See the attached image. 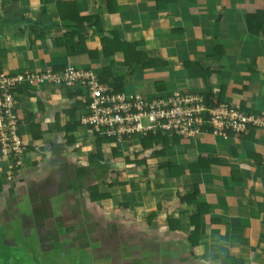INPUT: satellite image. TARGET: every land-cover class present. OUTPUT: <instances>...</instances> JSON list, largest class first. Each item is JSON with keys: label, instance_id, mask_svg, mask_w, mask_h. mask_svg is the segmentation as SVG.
Instances as JSON below:
<instances>
[{"label": "crops", "instance_id": "1", "mask_svg": "<svg viewBox=\"0 0 264 264\" xmlns=\"http://www.w3.org/2000/svg\"><path fill=\"white\" fill-rule=\"evenodd\" d=\"M107 1L0 0V73L109 66L124 77L126 95L209 89L221 103L264 118V36L247 25L264 0H110V8ZM60 9L97 17L98 27L81 25L73 40L81 35L98 55L66 52L57 39L70 28ZM112 32L141 43L153 65L128 72L120 51L105 56L101 38ZM77 97L55 85L19 91L25 150L9 179L8 162H0V264L33 256L37 264H264L263 129L226 136L202 130L178 137L174 147L169 140L163 155L156 152L161 143L142 148L137 153L147 155L127 162L148 165L135 183L137 172L109 174L126 164L112 161L114 141L102 143V159L91 161L95 135L86 126L67 132L72 142L58 129ZM167 161L175 174L158 166ZM94 186L103 198L91 196ZM194 187L188 201L183 195ZM194 215L202 229L196 243Z\"/></svg>", "mask_w": 264, "mask_h": 264}, {"label": "built area", "instance_id": "2", "mask_svg": "<svg viewBox=\"0 0 264 264\" xmlns=\"http://www.w3.org/2000/svg\"><path fill=\"white\" fill-rule=\"evenodd\" d=\"M44 85L70 91L80 89L77 97L82 103L80 123L91 134L113 138L114 142L143 136L148 131L177 136L186 132L191 136L211 128L214 134L226 136L247 132L253 124L264 127L260 117L246 114L238 106L227 103L206 106L199 93L172 92L144 97L114 92L100 83L97 73L89 68L67 66L60 71L0 73V162H8L4 170L8 178L12 168L20 164L25 150L19 135V91Z\"/></svg>", "mask_w": 264, "mask_h": 264}, {"label": "trees", "instance_id": "3", "mask_svg": "<svg viewBox=\"0 0 264 264\" xmlns=\"http://www.w3.org/2000/svg\"><path fill=\"white\" fill-rule=\"evenodd\" d=\"M74 1H65L64 4H66L68 7L73 8V3ZM109 3V8H110V0L107 1ZM66 6V7H67ZM60 18L61 22L65 26H69L70 31H67L62 35L61 38L57 39L58 42L62 45H64L66 52L68 54H81V53H87L90 57L98 55V52L95 50H90L88 49L85 44L82 36L74 42L73 38L74 35H78V27H81V25L85 28L89 27V25H92L93 28L95 29L98 27V20L97 17L93 15L89 16H77L76 18H73L72 16L70 17V14H66L64 11H61L60 9ZM96 21H95V20ZM247 25H248V30L251 32V34L258 35L260 32L264 36V7L262 9H258L257 11L248 14L247 15ZM112 38H107L105 36H102L101 41H102V53L105 56H108L109 54H112V52L115 51H120L123 54L124 62L125 65L128 68V72H131L132 68L134 65H141L143 67H151L153 65V60L149 59L147 52L144 51L141 48V43L138 41H125L123 38L119 37L116 32H112ZM188 65L190 64L189 67L194 68L193 66L198 65L197 63H187ZM200 69V68H199ZM57 71V69H55ZM192 76L195 75V71L192 70ZM199 74H202L199 73ZM196 76V75H195ZM97 77L100 83L106 84L109 87L113 89L114 92H122L123 91V76H112L111 70L109 66H104L102 67L100 72H97ZM81 92L80 89L76 91H70L67 90V95L68 97H74L77 94ZM203 100L206 106H216L221 103L220 100L214 99L212 93L208 89L203 93ZM82 105L81 101L74 100L73 101V106L66 109V114L69 116L68 120L61 126L58 125V129L61 131H65L66 137L68 141L72 142L73 141V136L68 135L67 132H72L76 130V128L81 124L79 122V116L76 117L75 112L78 110V108H81L80 106ZM42 108V107H41ZM251 128H260L264 130L263 126L260 125H251ZM209 131H211V128H207ZM252 130V129H251ZM246 132H241V133H231V134H238V135H243ZM34 138H37V133H32ZM95 152L92 153L89 157V159L92 161L93 159H102V151L100 149V145L104 142H112L113 138H108V137H101L99 135H95ZM172 139L175 142H178V136L174 135L172 136ZM169 136L167 134H161L159 131L153 133L152 131H148L145 135H143L140 139L141 146L143 149H146L148 147H151L153 144H158L161 143V147L156 151L157 155H163L166 151V149L169 146ZM169 141V142H168ZM112 152L113 155L116 156V154H119L116 148L112 147ZM129 162V159H126ZM137 163L144 162L141 159L136 160ZM159 167H168L170 169V172L172 174H175L176 171L172 169L171 163L170 162H161L158 163ZM176 168V167H174ZM91 196L93 198H103L105 195L104 194H99L97 191L96 186L91 188ZM197 194V188L194 187L189 193H186L183 195L184 198H186L188 201L194 200L195 195ZM191 223L195 225L194 229L191 231L190 238L192 239L195 237V240L192 241V243H196L197 237L199 233L201 232L200 228V223L198 222V216L194 215L191 217Z\"/></svg>", "mask_w": 264, "mask_h": 264}, {"label": "rangeland", "instance_id": "4", "mask_svg": "<svg viewBox=\"0 0 264 264\" xmlns=\"http://www.w3.org/2000/svg\"><path fill=\"white\" fill-rule=\"evenodd\" d=\"M25 93H26V91H25ZM144 97H146V96H144ZM235 106V105H234ZM237 106H239V105H237ZM240 107V106H239ZM242 110V109H241ZM251 115H254V114H251ZM254 116H256V117H260V116H258V115H254ZM261 119H260V121H262V122H264V118L263 117H260ZM194 135H196V134H193V135H191V136H188V133H186V132H184V134H182V135H180V136H178L179 138H193V136ZM137 135H134V136H131L130 137V139H126V140H124V141H116V142H112V144L111 145H109V147L110 146H112V145H114V147L116 148V149H118V151H120V155H116L115 157H113V158H111L112 159V161L114 162V163H126V164H122L123 166H120L118 169H115V170H113V171H108V172H110L109 174H113V173H115V171H116V173H118L119 175H122V176H124V175H132V176H136V174H133L134 172H137V176H139V177H137L136 179H135V177L133 178L134 180L133 181H135V183H139V181L141 180L140 178H141V176H144L145 174H147L148 173V170H146V167H148V165L146 166V165H137V166H132V165H130V164H132V163H127L128 161L126 160V159H131L130 161H132L133 159H136L137 157H139L140 155H147V151L145 152V154H144V151L143 152H141V153H137V152H140L141 151V149H142V146H141V142H140V139H141V137H142V135L140 134V135H138L137 137H136ZM169 136V139H170V141H171V143H173L172 145V147H174V140L172 139V136H174V134H169L168 135ZM124 142H129V144L131 145H128V144H124ZM90 143L91 144H93V140H91L90 141ZM135 144H137V146H134ZM128 145V146H127ZM107 153H109V155H110V148L108 149L107 148ZM23 156V155H22ZM110 157V156H109ZM110 159V160H111ZM151 161V160H150ZM157 166V165H156ZM132 167H133V169H132ZM6 169V168H5ZM131 169V170H130ZM108 170V169H107ZM3 171H4V169H3ZM126 171H128V173H126ZM147 171V172H146ZM114 175V174H113ZM5 176H7L6 174H5ZM112 176V175H111ZM5 178H7V179H9L8 177H5ZM117 177H115L114 179H116ZM129 183H131V182H129ZM155 184V183H154ZM121 189L123 188V187H120ZM132 196H130V203H132L133 202V200L134 199H132L131 198ZM126 198H124V200H125ZM128 202V201H127ZM34 257V258H33ZM32 258H31V262H27L26 260H25V258H22V264H29V263H31V264H37L36 262H35V258L37 259H39V257L38 256H33ZM33 260V261H32ZM54 263V262H53ZM76 262H73V263H71V264H75ZM80 264V262H77L76 264ZM12 264V263H11ZM13 264H20L19 262L18 263H13ZM50 264V263H49Z\"/></svg>", "mask_w": 264, "mask_h": 264}]
</instances>
